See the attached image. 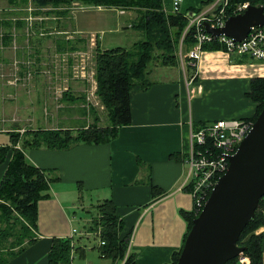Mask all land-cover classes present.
Wrapping results in <instances>:
<instances>
[{
	"label": "crops",
	"instance_id": "crops-1",
	"mask_svg": "<svg viewBox=\"0 0 264 264\" xmlns=\"http://www.w3.org/2000/svg\"><path fill=\"white\" fill-rule=\"evenodd\" d=\"M171 1L163 0L166 11L170 9ZM204 1L206 0H182L180 11L209 12L212 10L211 3V7L205 8L209 4ZM23 34L19 33L20 41ZM67 38L73 39L66 36L60 39L52 34L32 39L37 41L41 51L48 47L56 52L59 44H65ZM79 40L71 43L80 45ZM49 42L53 44L52 48L49 47ZM83 42L92 50L87 40L83 39ZM97 44V48H100V44ZM79 49L81 45H76L70 54ZM63 50L66 49L61 51ZM198 59L195 66H190L189 60H185L184 74L178 66L153 67L149 75V87L145 90L134 87L131 90V122L121 126L118 135L111 142L78 143L64 150L31 148L25 152L27 160L35 166L55 168L59 180L50 185L47 196L37 204L38 215L34 231L36 240L8 260L7 264H48L47 253L54 237H69L73 240L74 247H79L80 242L76 243L73 236L76 230L69 225L65 209L75 210L78 204L83 209L85 199L87 200L85 195L97 201L104 199L95 197L101 193L109 195L116 206V215L123 219L122 234L131 230L130 252L134 253L136 264H164L170 261L172 252L180 248L186 232V221L181 211L193 209L192 195L184 184L187 167L183 158L189 147V128L192 125L193 129H197L204 123L217 119L252 117L256 102L247 96V92L250 91L252 78L264 77V62L253 61L246 56L213 50L201 51ZM53 62L54 59H49L39 64V72L30 81L31 85L47 97L56 90V105L53 110L68 113L70 116H64V121L71 118L76 120V102L65 101L62 95H85V81L82 77L76 79V76L58 73L55 77L52 72L54 70H51L55 65ZM2 63L0 62L1 66ZM175 68L176 75H166L168 70ZM46 69H50L52 75H46ZM1 70L4 72L3 68ZM12 76L13 71L0 73V80H11ZM53 82H56L54 90ZM26 85L28 84L25 82L14 86L3 84L1 98L7 101L21 97V89H17V92L15 89ZM12 121L15 126L5 125L0 128L2 146L10 143L9 132H19L21 138L24 130H35L20 126L15 117ZM47 123L49 125L38 129L70 128L64 123ZM92 123L93 120L80 126ZM99 125L104 126L105 123L100 120ZM172 154L178 155L180 160L172 158ZM5 168V163L0 164V179ZM153 186L158 187L162 194L156 196L152 191ZM258 232L263 234L264 264V225ZM90 234L92 233L85 232L87 237ZM81 250L84 257V249ZM117 263L122 264L119 261L112 262Z\"/></svg>",
	"mask_w": 264,
	"mask_h": 264
},
{
	"label": "trees",
	"instance_id": "trees-1",
	"mask_svg": "<svg viewBox=\"0 0 264 264\" xmlns=\"http://www.w3.org/2000/svg\"><path fill=\"white\" fill-rule=\"evenodd\" d=\"M14 2L13 0H9ZM23 2L26 0H22ZM37 6H60L79 2L114 8L133 10L137 16L130 27L140 32L142 38L133 42L129 47H114L101 50L96 48L94 79L95 94L106 111L107 124L100 126V117L94 113L93 123L87 126L66 129H35L24 130L23 136L16 131L9 132L10 143L0 145V164L6 168L0 179V264L23 251L25 247L36 240L35 228L37 221V204L47 196L50 185L59 180L55 168H39L29 162L25 155L27 148H46L64 150L78 143L104 144L111 142L118 135L119 128L131 122L130 92L134 87L145 90L149 87L151 66L176 67L180 63L178 56L182 32L187 24L183 14L168 12L164 9L163 0H31ZM214 0H206L210 4ZM251 5L264 4L263 0H229L227 15L231 16V8L241 2ZM195 12V10H192ZM9 25V22H3ZM9 34L3 37L7 43ZM192 30L183 39L182 46L188 48L194 43ZM99 43V42H97ZM77 47L80 46L78 43ZM76 45L67 41V49L72 50ZM98 45V44H97ZM96 45V47H97ZM202 51L222 50L215 42L203 43ZM185 50V52H186ZM184 52V53H185ZM187 57L182 59L187 60ZM190 65V64H189ZM192 66V65H190ZM250 91L247 96L256 102V110L251 119L255 120L264 107V77L251 79ZM62 95L65 101L73 103L83 100L85 95L68 97ZM90 113V112H89ZM246 118V117H245ZM19 144V145H18ZM172 158L180 160L178 155ZM152 191L156 196L162 194L155 186ZM209 195V194H208ZM97 216L87 224L88 233H97L99 238L98 250L101 257L119 261L122 264H136L135 255L128 251L130 231L122 234L123 219L116 215V206L111 198H105L97 205ZM186 221V232L178 250L172 252L170 261L164 264H175L183 245L184 239L191 228L193 218L198 214L196 209L181 211ZM239 235L237 244L245 247L244 255L249 264H263L262 237L258 229L264 225V196L257 204L253 218L246 223ZM86 228V226H85ZM71 238L54 237L47 253L48 264H71V251L74 247ZM102 242V243H101ZM83 248L76 251L83 254ZM237 256L225 264H237Z\"/></svg>",
	"mask_w": 264,
	"mask_h": 264
},
{
	"label": "rangeland",
	"instance_id": "rangeland-1",
	"mask_svg": "<svg viewBox=\"0 0 264 264\" xmlns=\"http://www.w3.org/2000/svg\"><path fill=\"white\" fill-rule=\"evenodd\" d=\"M13 1L14 2L0 0V62H3L2 66L0 65V73L7 74L13 71L11 80L6 81L5 77H3L5 79L4 81L0 80V92L4 90L3 84L14 86L25 82L28 85L17 86L16 89L13 87L16 92L17 89H21L23 92V95L19 93L21 97L13 100H3L0 94V128L5 125L15 126L16 124L12 121L13 117H15L17 124L26 129H38L42 126L49 125L47 122L51 124L64 123L68 124L71 129L77 128L80 124H85V122L87 123L93 120L94 113L91 108H93L96 115L100 117L101 123L107 124L106 111L95 94L96 82L92 74L95 70L96 44L93 46L92 51H89L90 63L85 65L86 76L84 81L86 84V92L84 99L76 102V114L78 118L76 120H72L71 118V120L69 119L70 121H64L62 120L64 116L70 115L63 111L56 112V110H53L56 105V90L54 93L48 94V97L44 96L42 92H38L40 90H37V88L31 85L32 82L30 81L38 74L39 64H42L43 60L48 61L49 59H54L53 63L55 65L52 66L51 70H54L52 72L55 77L56 73L69 75V77H73V75L79 76L81 74L79 55L75 57L70 54L73 50L67 49V42L62 45L59 44L56 52L48 47H46V50L41 51L42 48L38 47L37 41L32 38L46 37L52 34L60 39H63L65 36L73 38L70 40L67 38V41H77L80 39L81 49L79 50L83 49L87 51V45L83 42V39L88 41L85 36L94 34L97 35L99 39V49L101 50L118 46L129 47L133 42L142 38L140 32L130 27L131 22L135 20L137 16L136 12L133 10L120 11L114 8L102 10L87 8L81 10L79 7L72 8V2L67 5L60 4V6L52 8L51 5L39 7L31 0H26L24 2L22 0ZM209 7H211L210 4L205 8ZM167 11L171 12V9ZM3 22H9V25H4ZM22 32L24 34L20 41L19 33ZM6 34H9V40L7 43H4L3 37L5 38ZM3 45H6V48H3ZM48 45L50 48L53 46L50 42ZM64 48L66 50L61 51ZM185 50L186 48L183 47V56ZM178 56L181 58L179 54ZM183 56L182 59H184ZM252 60L259 61L256 59ZM155 66L156 65L151 66V69ZM185 66V61H181L180 59L178 68L182 70V74H184L183 68H185ZM1 68H3L4 72H2ZM51 70L46 69V75H52ZM168 71L169 72L166 74L167 76H169V74H177V68ZM153 75L155 76V74ZM49 83L50 86H52L51 82ZM49 83L47 85H49ZM55 85L56 82H53V90ZM59 99L62 98L60 97ZM81 105H83V107ZM9 137L10 136H8V140ZM28 149L30 148L25 149L26 153ZM102 196L105 195L103 193L95 195V197L99 198H109V195L105 197ZM85 198H87V200L85 199L83 209L79 204L75 210L65 209L69 217V225L76 230L73 235L74 239L76 243L80 242L79 247H82L85 253L83 257L80 251L74 249L71 264H112V260L103 258L99 254L98 243L100 241L97 237V233H92L88 237L85 235L87 224L90 223L93 217L97 216L96 205L103 199L96 201L95 198L90 199L86 197V195ZM85 218L86 220H84ZM81 231L84 232L81 233Z\"/></svg>",
	"mask_w": 264,
	"mask_h": 264
},
{
	"label": "water",
	"instance_id": "water-1",
	"mask_svg": "<svg viewBox=\"0 0 264 264\" xmlns=\"http://www.w3.org/2000/svg\"><path fill=\"white\" fill-rule=\"evenodd\" d=\"M264 1V0H263ZM190 16L192 13L187 12ZM252 26H264V4L228 16L224 25L204 28L214 35L242 40ZM264 196V107L251 129L229 156V165L193 218L175 264H225L245 247L237 240Z\"/></svg>",
	"mask_w": 264,
	"mask_h": 264
},
{
	"label": "built area",
	"instance_id": "built-area-1",
	"mask_svg": "<svg viewBox=\"0 0 264 264\" xmlns=\"http://www.w3.org/2000/svg\"><path fill=\"white\" fill-rule=\"evenodd\" d=\"M181 2L182 0H172L171 12L180 13ZM248 5V1L234 5L230 10L231 15L242 13ZM211 6L212 10L209 12L190 11L192 13L190 16L183 13L187 18V24L182 32L178 50L181 61L183 56L182 39L188 31L192 30L195 41L183 56L188 58L189 64L192 66H195L199 60L202 51L201 44L209 42L219 44L222 46V50L228 54L246 56L264 62V26H252L249 28L246 37L240 41L224 34L214 35L205 30L204 23L207 22L211 27L221 28L228 17L227 7H230V4L229 0H214ZM77 7L81 10L87 8L104 9L102 6L94 7V5L72 2V8ZM85 37L88 39V46L91 49L99 41L97 35L94 34ZM89 51L92 50L87 48V51L82 49L71 54L75 57L79 55V63H81V74L73 76L85 79V65L90 63ZM94 72H92L93 76ZM253 122L248 118L217 119L206 122L197 129H193L192 125L189 128V147L183 158L187 167L184 184L189 188L192 195L193 208L196 209V213L200 212L218 177L228 168L230 154L235 152L239 142L251 129ZM72 245H74L73 241ZM130 246L131 237L128 239L127 253L130 251ZM73 251L74 248L71 251V256ZM237 258V264H249V259L244 253L239 254Z\"/></svg>",
	"mask_w": 264,
	"mask_h": 264
}]
</instances>
